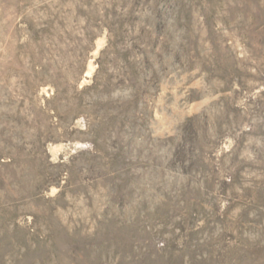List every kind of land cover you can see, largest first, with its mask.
<instances>
[{
  "label": "rangeland",
  "instance_id": "rangeland-1",
  "mask_svg": "<svg viewBox=\"0 0 264 264\" xmlns=\"http://www.w3.org/2000/svg\"><path fill=\"white\" fill-rule=\"evenodd\" d=\"M0 264H264V0H0Z\"/></svg>",
  "mask_w": 264,
  "mask_h": 264
}]
</instances>
